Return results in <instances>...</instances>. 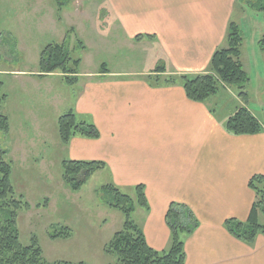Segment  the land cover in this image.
<instances>
[{"label":"crops","instance_id":"crops-1","mask_svg":"<svg viewBox=\"0 0 264 264\" xmlns=\"http://www.w3.org/2000/svg\"><path fill=\"white\" fill-rule=\"evenodd\" d=\"M104 1L110 24L104 29L113 26L132 45L147 49L153 63L165 68L160 77L207 73L213 53L226 46L236 11L237 19L247 14L240 0ZM247 55L241 51L240 61L249 76L253 68ZM151 75L147 69L111 73L100 67L96 80L84 82L71 110L93 124L99 138L71 139L61 145L66 155L103 162L101 172L121 191L144 186L149 211L137 208V219L132 220L151 249L168 250L165 214L169 204L177 202L189 207L198 221L197 229L183 239L185 264H264V235L246 244L223 226L228 219L245 221L255 201L248 182L264 176V126L255 135L226 131L225 122L238 107L247 106L255 116L232 88L197 103L187 99L178 81L154 86L147 79ZM222 91L237 101L224 105ZM31 146L23 148L25 171L31 154L41 156L39 145ZM34 161L45 164L43 159Z\"/></svg>","mask_w":264,"mask_h":264},{"label":"rangeland","instance_id":"rangeland-1","mask_svg":"<svg viewBox=\"0 0 264 264\" xmlns=\"http://www.w3.org/2000/svg\"><path fill=\"white\" fill-rule=\"evenodd\" d=\"M246 11L242 20L237 19V10L232 21L241 31V51L252 62L245 87L248 106L264 126V51L257 44L264 34V13L248 7ZM108 22L104 0H70L59 14L54 0H0V99L5 96L0 113L8 117L10 125V132H0V161L11 165L15 199L30 206V210L17 211L19 242L25 246L36 237L48 263L115 264L104 247L122 229L123 216L101 202L100 188L110 184L109 174L99 171L78 192L71 191L62 180L61 163L72 159L56 133L57 118L73 109L78 88L96 80L102 64L111 73L147 69L154 74L157 63L151 53L132 45L115 27L104 29L110 26ZM62 43L72 59L80 60L76 85H67L59 71L43 78L35 76L42 49ZM222 92L219 98L224 105L237 101V96L232 100ZM78 120L89 123L85 118ZM31 142L39 145L41 156L29 154L30 169L25 171L23 148L26 145L31 150ZM34 159H43L45 164ZM122 192L134 198L131 189ZM45 199L48 205L43 206ZM63 227L70 230V237L52 240L50 235Z\"/></svg>","mask_w":264,"mask_h":264},{"label":"trees","instance_id":"trees-1","mask_svg":"<svg viewBox=\"0 0 264 264\" xmlns=\"http://www.w3.org/2000/svg\"><path fill=\"white\" fill-rule=\"evenodd\" d=\"M57 13H61L70 0H54ZM246 8L264 13V0H240ZM58 20L60 16L58 15ZM141 37L137 36L136 40ZM153 38V36H147ZM242 35L239 26L230 22L226 38V46L216 50L211 58L207 73L196 75L160 77L165 71L157 66L154 75L148 76L154 86L173 85L178 81L188 100L204 103L216 97L226 88H234L237 97L246 105L249 95L245 90L250 78L241 64ZM258 47L264 51V34L258 41ZM80 47L83 46L80 43ZM80 60L72 59L65 43L46 45L39 57L36 77L43 78L59 71L67 85L78 83V67ZM101 68L105 69L102 64ZM2 81L0 79V89ZM5 96L0 99L4 100ZM240 106L225 122V129L234 136L255 135L263 131V126L246 108ZM9 120L0 113V132L8 133ZM57 133L62 145H67L75 137L97 139L99 131L91 124L78 120L75 113L69 110L57 120ZM4 152H1V154ZM105 164L99 161L64 160L61 163L64 184L73 192H78L83 185L97 172L103 170ZM11 165L0 161V264H85L56 261L48 263L42 257V250L36 237L31 238L28 245L19 242L17 227V211L21 208L30 210L27 203L15 199L11 185ZM255 194V201L245 221L228 219L224 221L225 230L235 239L252 244L259 235H264V176L255 175L248 182ZM134 198L123 193L112 184L100 188L101 202L110 209L119 211L123 216L122 229L115 233L111 241L104 247L105 254L115 258V264H185L184 237L191 235L198 227V221L185 204L170 203L165 214V223L170 232V244L166 251L151 249L144 238L141 228L132 220L137 208L149 211L144 186L135 187ZM48 205L45 199L43 206ZM39 207V205H37ZM71 232L61 228L50 235L52 240L68 239Z\"/></svg>","mask_w":264,"mask_h":264}]
</instances>
